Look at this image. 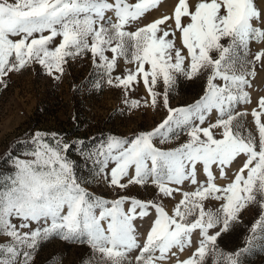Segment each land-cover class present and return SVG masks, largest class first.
<instances>
[{"label":"snow or ice","instance_id":"1","mask_svg":"<svg viewBox=\"0 0 264 264\" xmlns=\"http://www.w3.org/2000/svg\"><path fill=\"white\" fill-rule=\"evenodd\" d=\"M161 3L0 0V86L33 65L59 81L70 60L90 56L95 89H120L128 110L166 112L151 130L109 135L91 148L35 132L24 154L31 159H13L14 172L0 175V264H32L38 243L52 236L86 244L96 264H131L133 252L135 264H243L258 241L264 248V96L250 113L255 133L240 110L251 103L257 66L264 68V47L251 48L264 45V7L177 0L171 15L129 30ZM179 77L203 80L204 90L173 107ZM141 84L145 95L130 98ZM73 143L114 199L84 186L67 155ZM137 186L152 189V198L127 194ZM165 201H174L171 212ZM252 207L258 217L243 246L225 252L218 241Z\"/></svg>","mask_w":264,"mask_h":264},{"label":"rangeland","instance_id":"2","mask_svg":"<svg viewBox=\"0 0 264 264\" xmlns=\"http://www.w3.org/2000/svg\"><path fill=\"white\" fill-rule=\"evenodd\" d=\"M130 2L134 3L135 0ZM176 2L177 0H162L157 9L146 14L138 25H133L129 30L144 26L165 14L171 15ZM256 3L258 7H264V0H256ZM260 47L264 45H257L255 42L251 44L253 52ZM251 58L249 56V59ZM121 66L123 67L122 61ZM256 71L257 75L252 80L253 87L247 89L251 103L240 106V110L246 109L249 112L243 122L253 133L255 126L250 113L252 108L256 107L258 99L264 96V68L257 66ZM5 79L7 87L0 86V175H11L14 172L13 159L17 157L31 159L24 154L32 150L33 147L27 148V145L32 144V136L37 131L56 133L69 142L83 140L85 147L91 148L109 135L131 138L140 131L151 130L166 116V112L162 109L128 110L123 103L120 89L107 86L99 90L95 89L93 84L98 76L90 56L76 61L70 60L66 65L65 74L59 81L45 75L39 65H33L19 73H11ZM203 90V80L188 81L179 77L170 94V103L173 107L192 103L203 94ZM144 95L145 90L141 84L130 98H140ZM185 139L186 137H181V140L175 143H181ZM49 142L51 143L50 136ZM79 149V143H73L67 153L68 158L75 163L77 176L88 181L84 186L89 192L96 196L114 199L115 193L103 183L102 178L92 177L93 165L82 157ZM239 166L240 164L237 163L233 168ZM231 175L230 172L229 176ZM227 182L217 180L218 184ZM127 194L147 200L152 198V189L146 193L137 186L132 187ZM165 206L166 210L171 212L174 201H165ZM257 217V208L245 210L243 224L236 231L220 238L218 241L220 248L225 252H231L242 247L244 238L248 235L247 230ZM140 231L143 232L144 229ZM190 254L191 249H188L180 255V259ZM32 255L34 257L32 264H88V261L96 264L86 244L65 241L58 236L39 242ZM135 255V252L129 255L131 264H135ZM242 260L243 264H264L262 242L258 241L254 250ZM169 264H175V260L173 259Z\"/></svg>","mask_w":264,"mask_h":264},{"label":"trees","instance_id":"3","mask_svg":"<svg viewBox=\"0 0 264 264\" xmlns=\"http://www.w3.org/2000/svg\"><path fill=\"white\" fill-rule=\"evenodd\" d=\"M27 146H28L27 148H32L33 147L32 144H28Z\"/></svg>","mask_w":264,"mask_h":264}]
</instances>
